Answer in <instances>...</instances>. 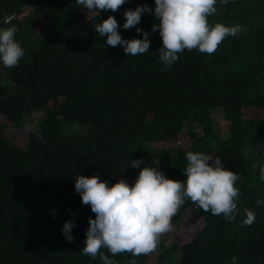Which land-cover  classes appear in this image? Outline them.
Listing matches in <instances>:
<instances>
[{"label": "trees", "instance_id": "obj_1", "mask_svg": "<svg viewBox=\"0 0 264 264\" xmlns=\"http://www.w3.org/2000/svg\"><path fill=\"white\" fill-rule=\"evenodd\" d=\"M28 1L0 0V21ZM145 4L154 12L155 0H126L96 15L77 0H35L3 26L17 28L25 55L16 67L0 63V115L26 136L6 137L0 124V264H103L80 252L95 214L75 192V176L131 184L140 168L157 166L183 180L189 150L218 157L238 174L235 218L186 200L172 223L197 215L203 223L193 233L171 234L147 255L101 252L117 264H233L232 257L264 264V205L255 203L264 201V114H247L264 112V0H218L209 22L246 31L212 55L185 50L167 69L154 14L123 28L124 11ZM109 15L125 39L143 38L136 28L147 31L149 51L126 56L122 46H108L94 29ZM215 107L224 111L227 135L214 125ZM132 159L141 165L132 167ZM245 207L255 211L251 225L243 224ZM66 220L74 221L72 242L61 231Z\"/></svg>", "mask_w": 264, "mask_h": 264}, {"label": "clouds", "instance_id": "obj_2", "mask_svg": "<svg viewBox=\"0 0 264 264\" xmlns=\"http://www.w3.org/2000/svg\"><path fill=\"white\" fill-rule=\"evenodd\" d=\"M126 0H77L87 11L99 15L102 10L118 11ZM218 0H155V8L137 5L135 9L124 11L125 30L135 27L145 12L154 14L152 32L159 31L162 46L157 50L160 62L165 68L171 67L185 50H198L208 55L214 54L219 45L229 36L235 37L246 29L240 24L225 25L209 22V17L217 12ZM228 0H219L226 4ZM117 19L109 15L95 25V32L106 37L107 45L123 47L126 56L142 55L149 51V33L143 38H123ZM15 26H0V63L6 68L19 65L25 55L24 49L15 38ZM185 179L169 178L157 166L140 168L134 183L119 178L109 184L98 174L75 176V192L84 205H89L95 218L89 217V227L85 233L81 254L95 259L98 255L103 264H117L101 252L107 249L113 256L130 253L132 256L147 255L158 247L160 237L171 231L172 218L178 213L186 200L204 212L214 216L223 215L232 220L240 212L238 200L240 189L236 186L239 176L224 167L217 157L203 152L187 151ZM142 159H132V167L141 165ZM260 179L264 180V166L260 167ZM256 205H264L257 199ZM244 225L255 221V211L245 207ZM74 221L66 220L61 229L68 242H72ZM236 257H232L235 264ZM130 264H136L132 260Z\"/></svg>", "mask_w": 264, "mask_h": 264}, {"label": "rangeland", "instance_id": "obj_3", "mask_svg": "<svg viewBox=\"0 0 264 264\" xmlns=\"http://www.w3.org/2000/svg\"><path fill=\"white\" fill-rule=\"evenodd\" d=\"M212 118L214 119V125L216 128L220 129V131L224 134L227 135V128H226V120L224 119V111L222 108L220 107H215L212 109ZM247 114L251 115V116H261L264 114L263 111L258 110V109H248L247 110ZM0 124H4L5 127L3 128V134L6 137L9 138H21L23 139L24 136H26L24 130H26L25 128H21V127H16V126H12V124H10L9 122H7L5 120V118L3 117V115H0ZM33 126V124H32ZM20 143H23V140H20ZM203 223V219L200 218L199 216H193V215H187V217L184 220H181V222L179 224L177 223H172V229L171 231L163 234L160 237L159 243H161V240H163L165 238V241H169L168 237L169 235H176L179 236L180 232L182 230H185L187 228H189L187 230V233L185 234V237L187 236L188 233H193V231L195 229H197V227L201 226V224ZM184 237V238H185ZM159 243H158V247L156 248L155 251H153L154 253L158 252L159 250Z\"/></svg>", "mask_w": 264, "mask_h": 264}, {"label": "water", "instance_id": "obj_4", "mask_svg": "<svg viewBox=\"0 0 264 264\" xmlns=\"http://www.w3.org/2000/svg\"><path fill=\"white\" fill-rule=\"evenodd\" d=\"M35 0H29L25 5H23L21 8H19L17 11L11 13L6 18H4L2 21H0V26H4L6 23H8L11 19L18 16L20 13H22L25 9H27L30 5L34 3Z\"/></svg>", "mask_w": 264, "mask_h": 264}]
</instances>
